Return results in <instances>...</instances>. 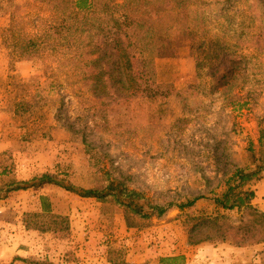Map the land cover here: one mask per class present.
Wrapping results in <instances>:
<instances>
[{"label": "rangeland", "instance_id": "obj_1", "mask_svg": "<svg viewBox=\"0 0 264 264\" xmlns=\"http://www.w3.org/2000/svg\"><path fill=\"white\" fill-rule=\"evenodd\" d=\"M230 1L199 0L191 16L198 27H209V35L250 45L252 35L264 34L262 4ZM51 13L47 1L0 0V185L52 173L91 187L107 169L174 207L129 227L118 206L55 183L14 191L0 199V264H158L160 256L175 254H184L185 264H264V242L189 244L185 216L214 212L215 205L201 198L177 206L200 194L210 197L230 167L253 168L264 160V51L240 49L243 70L225 87L189 40L178 55L156 59L157 81L173 87L170 95L114 106L99 119L68 48L20 54L21 41L43 32ZM17 99L31 108L13 114ZM83 137L93 144V157ZM252 187L264 200V171ZM48 211L68 216L69 226L26 227L27 213ZM206 244L220 250L207 254Z\"/></svg>", "mask_w": 264, "mask_h": 264}, {"label": "trees", "instance_id": "obj_2", "mask_svg": "<svg viewBox=\"0 0 264 264\" xmlns=\"http://www.w3.org/2000/svg\"><path fill=\"white\" fill-rule=\"evenodd\" d=\"M41 1L48 2L52 16L44 19L43 32L21 41L20 54L38 52L44 46L53 50L68 48L73 72L84 81L93 114L99 119H105L114 106H128L142 97L170 95L173 87L157 81L156 59L178 55L189 40L196 43L199 57L209 63L217 84L225 87L243 70L246 58L239 55L240 49L264 51L263 33L252 35V44L245 40L240 45L232 38L230 42L221 39L218 33L209 35L208 26L198 27L191 15L199 0ZM259 1L264 10V0ZM240 38L241 35L237 39ZM30 106V101L17 99L10 110L16 114L28 111ZM103 122L107 124L106 120ZM82 140L93 157V144L85 137ZM261 149L264 154V142ZM101 171L104 172L99 183L91 187L77 186L52 173L26 180L8 179L0 185V199L14 191L55 183L82 197L118 206L129 227L142 226L174 207V203L155 202L145 192L131 187L125 177H117L107 169ZM263 171L264 160L253 168L235 165L224 173L217 185L220 189H213L210 197L200 194L180 202L177 206L181 209L193 206L201 198H210L215 205L214 212L185 216L189 244L230 241L245 247L263 243L264 209L256 203V189L252 187ZM26 216V227L40 231H58L70 224L68 216L51 211L29 212ZM37 264L57 263L45 260ZM158 264H185V255L160 256Z\"/></svg>", "mask_w": 264, "mask_h": 264}, {"label": "crops", "instance_id": "obj_3", "mask_svg": "<svg viewBox=\"0 0 264 264\" xmlns=\"http://www.w3.org/2000/svg\"><path fill=\"white\" fill-rule=\"evenodd\" d=\"M54 131H55V133H58L59 129L55 128ZM63 136L66 137L65 134H63ZM255 189H256V187H255ZM262 195L263 194L262 193L260 194L259 190L256 189V199L255 200H256L257 204H259V206L264 209V200H263ZM52 206H53V211H55L54 205H52ZM203 248L206 250L207 254H209V253L213 254L215 252H218V250H220V249H216L213 245H210V244H206L205 246H203ZM187 261H189V258H187ZM187 264H188V262H187Z\"/></svg>", "mask_w": 264, "mask_h": 264}]
</instances>
